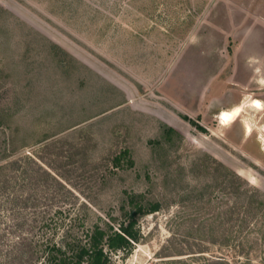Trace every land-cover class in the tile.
Segmentation results:
<instances>
[{"label": "rangeland", "instance_id": "374dc122", "mask_svg": "<svg viewBox=\"0 0 264 264\" xmlns=\"http://www.w3.org/2000/svg\"><path fill=\"white\" fill-rule=\"evenodd\" d=\"M253 97L264 0H0V186L27 200L16 226L0 214V264L24 234L63 244L157 201L110 264H264Z\"/></svg>", "mask_w": 264, "mask_h": 264}, {"label": "trees", "instance_id": "16d2710c", "mask_svg": "<svg viewBox=\"0 0 264 264\" xmlns=\"http://www.w3.org/2000/svg\"><path fill=\"white\" fill-rule=\"evenodd\" d=\"M191 121L198 125L194 120ZM199 127L204 129L202 126ZM123 158H127L131 166L134 164L129 149H125L115 158V165L120 166ZM18 185L19 179L15 177L14 180L7 179L0 186V214L6 212L8 214L6 217H11L10 224L15 222L14 226H16V220H26L23 217L22 210L25 209L24 206L26 205L24 204L27 200L23 201L24 197L20 193ZM251 201L253 200L251 199ZM262 203H264V200L261 201ZM132 204L130 209L124 210L120 218H114L116 223L107 222L106 227L94 224L92 228L85 231L84 236L67 240L63 244L51 239L49 236H39V239L35 240L24 234L22 244H25L28 241L27 239L30 243L26 244L21 251L23 264H110L111 253L118 251L130 253L134 248V244L142 239L140 219L162 208L161 203L158 201L146 205L134 202ZM262 215L264 216V212ZM253 219L252 207H248L244 215V221L247 225H250L253 223ZM47 224L48 221L43 220V230ZM44 233L47 232L44 231ZM223 263L230 264L228 260Z\"/></svg>", "mask_w": 264, "mask_h": 264}, {"label": "crops", "instance_id": "0c3cea01", "mask_svg": "<svg viewBox=\"0 0 264 264\" xmlns=\"http://www.w3.org/2000/svg\"><path fill=\"white\" fill-rule=\"evenodd\" d=\"M251 105L253 106V107H255V109H257V110H262L263 108H264V102L260 99V98H257V97H253L252 98V103H251ZM238 106H241V108L243 109V111H244V108H243V106L241 105V104H238V105H235V106H233V107H231V108H229V109H222L221 110V112H220V119H221V122L223 123V124H225V125H229V124H231V123H233V122H235L241 115H242V113H243V111L238 115H236L235 116V118L232 120V121H230V122H228V123H224L223 122V120H222V118H221V115H222V113L224 112V111H229V110H234L236 107H238ZM247 125L249 126V129L247 130V132L249 133V134H251L252 132H253V129H252V126H251V124L248 122L247 124H246V128H247Z\"/></svg>", "mask_w": 264, "mask_h": 264}]
</instances>
